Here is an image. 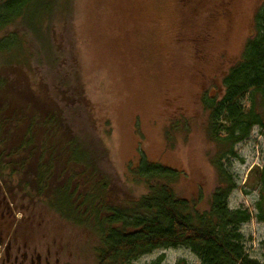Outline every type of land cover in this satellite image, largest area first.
I'll return each instance as SVG.
<instances>
[{
	"label": "rangeland",
	"instance_id": "obj_1",
	"mask_svg": "<svg viewBox=\"0 0 264 264\" xmlns=\"http://www.w3.org/2000/svg\"><path fill=\"white\" fill-rule=\"evenodd\" d=\"M261 2L52 0V13L38 30L23 20L0 28V38L14 32L19 39L11 52H0V65L10 57L37 91L43 84L33 83L37 80L76 88L79 83L108 152L103 168L135 196L149 192L145 181L155 182L138 177V170L156 162L174 171L167 182L179 198L210 211L221 161L237 185L230 208L252 213L241 228L248 252L264 262V220L259 216V204L264 212V130L255 127L234 145L236 155L226 153L222 159L228 146L212 138L210 110L202 104L205 93L213 97L223 90V77L242 58ZM1 187L0 203L10 200L16 213L13 257L19 251L30 264L38 257L43 264H97L95 249L101 242L92 229ZM0 253L6 256L2 248ZM180 261L201 263L188 247L157 249L132 262Z\"/></svg>",
	"mask_w": 264,
	"mask_h": 264
},
{
	"label": "trees",
	"instance_id": "obj_2",
	"mask_svg": "<svg viewBox=\"0 0 264 264\" xmlns=\"http://www.w3.org/2000/svg\"><path fill=\"white\" fill-rule=\"evenodd\" d=\"M52 4L0 0V28L23 20L38 30ZM253 25L242 58L223 77V95L203 98L212 138L228 146L222 159L226 153L236 155L234 145L255 127L264 130V0ZM18 46L17 33L0 38L1 53ZM14 66L10 57L0 65V177L10 192H21L92 229L101 242L95 249L97 264H133L154 250L178 247L190 248L200 264H264L248 252L241 228L252 213L230 208L237 185L221 161L216 163L221 180L210 211L201 212L179 198L167 182L174 171L161 163L146 162L138 170V177L155 182L145 181L149 192L135 196L103 168L108 152L95 132L80 84L37 80L33 83H43L37 91ZM259 210L264 220L261 204Z\"/></svg>",
	"mask_w": 264,
	"mask_h": 264
},
{
	"label": "flooded vegetation",
	"instance_id": "obj_3",
	"mask_svg": "<svg viewBox=\"0 0 264 264\" xmlns=\"http://www.w3.org/2000/svg\"><path fill=\"white\" fill-rule=\"evenodd\" d=\"M208 93H205V95H207ZM204 95V96H205ZM210 95V94H209ZM216 95H223L222 94V91H218V93H216L214 96ZM203 96V98H204ZM202 104L204 105V102L202 100ZM205 107V105H204ZM2 180H0V183L2 185L3 182H1ZM4 184V183H3ZM5 189L6 186L4 187ZM2 189V187L0 188ZM4 189V190H5ZM13 203L7 199L6 202H4V200L1 201L0 203V248L3 249V252L5 251L6 253V256L2 257V254L0 253V264H6L8 262L11 261V259H13V264H30V263H27V258H26V253H25V256H24V259H20V254H19V251L18 249H14L15 251L14 252H17V255L15 257L12 256V252H11V249L15 248V246L13 245V241L11 240V235H12V230L15 231V234H17V228H16V224H14L15 222V216H16V213H15V210L13 209ZM18 221V219H17ZM13 228V229H12ZM9 232V233H7ZM37 259H39V261H37L36 263V260L34 258L31 259V264H43L42 263V260H41V257H38ZM97 259V263H98V258ZM49 261H46V264H50L51 262ZM56 263V261H55Z\"/></svg>",
	"mask_w": 264,
	"mask_h": 264
}]
</instances>
